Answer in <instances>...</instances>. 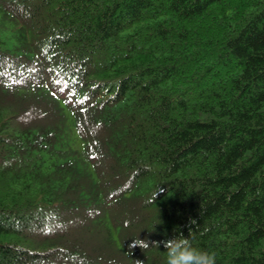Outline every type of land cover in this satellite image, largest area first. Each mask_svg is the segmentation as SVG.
Returning a JSON list of instances; mask_svg holds the SVG:
<instances>
[{
    "label": "trees",
    "instance_id": "1",
    "mask_svg": "<svg viewBox=\"0 0 264 264\" xmlns=\"http://www.w3.org/2000/svg\"><path fill=\"white\" fill-rule=\"evenodd\" d=\"M181 234L264 264V0H0V264Z\"/></svg>",
    "mask_w": 264,
    "mask_h": 264
},
{
    "label": "clouds",
    "instance_id": "2",
    "mask_svg": "<svg viewBox=\"0 0 264 264\" xmlns=\"http://www.w3.org/2000/svg\"><path fill=\"white\" fill-rule=\"evenodd\" d=\"M134 243L141 248L149 247L148 242L144 240H136ZM164 246L166 248L165 264H215L216 261L214 252L193 247L190 238L182 234L168 239ZM137 264L142 262L137 260Z\"/></svg>",
    "mask_w": 264,
    "mask_h": 264
}]
</instances>
